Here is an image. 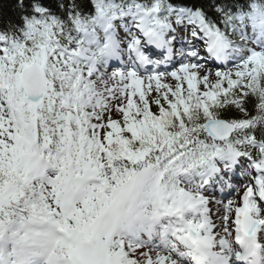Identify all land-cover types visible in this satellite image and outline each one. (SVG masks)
I'll return each mask as SVG.
<instances>
[{"label": "snow or ice", "instance_id": "1", "mask_svg": "<svg viewBox=\"0 0 264 264\" xmlns=\"http://www.w3.org/2000/svg\"><path fill=\"white\" fill-rule=\"evenodd\" d=\"M164 3L154 0L151 7H144L141 0L134 8L147 39L145 51L152 57L169 52V67L163 77L159 71L147 78L135 71L126 77L116 73L126 84L111 90L110 106L100 103L94 89L84 91L83 76L92 80L99 74L98 59L113 54L110 36L108 43L96 44L93 51L89 21L107 28L113 17L125 11L126 0H96L95 6L79 0L78 8L90 13L95 8L92 19L76 17L77 9H72L69 19L68 8L60 11L61 0H12L13 14L0 17V161L10 162V167L0 169V240L18 236L29 225L46 223L60 233L48 264H175L167 255L117 241L113 228L105 223L123 199L151 185L149 198L141 202L151 203L156 211L193 218L180 229L184 242L204 241L210 248L215 234L234 224L236 239L246 242L245 255L256 264L258 234L264 231V39L249 40L246 27L250 23L264 38V4L256 2L250 12L240 13L239 0H187L192 6L190 18L177 24L175 14L171 19L155 16ZM52 13H59L61 19H48ZM20 19L26 24L23 31L15 27ZM201 36L217 58L226 57L229 50L238 54L226 65L201 61L197 59ZM140 44L137 38L129 47L145 60ZM79 64L90 66L89 72ZM109 68L119 66L112 62ZM32 72L51 82L47 97L52 101L51 119L43 125L33 120L25 99L31 96ZM257 91L260 95L253 98ZM229 96L224 118L213 117L209 105ZM193 101L207 118L201 129L189 127ZM98 104L103 113L90 114ZM149 117H159L160 131L148 122ZM30 123L43 150L36 159L22 161L17 147ZM173 127L178 131L173 132ZM237 129L246 136L234 139L231 133ZM120 140L126 141V147L121 148ZM242 147L253 149L258 157ZM69 154L83 161L81 168L63 165V156ZM220 160L231 168L218 170ZM250 164L255 178L245 185L239 173ZM49 166L57 173L54 178L47 174ZM229 177L239 191L209 193V184L213 189L217 184L226 187L224 178ZM87 179L98 183L88 189L83 206L75 207ZM257 212L261 219L254 218ZM212 255L216 264L228 260L220 253ZM0 264H6L3 256Z\"/></svg>", "mask_w": 264, "mask_h": 264}, {"label": "clouds", "instance_id": "2", "mask_svg": "<svg viewBox=\"0 0 264 264\" xmlns=\"http://www.w3.org/2000/svg\"><path fill=\"white\" fill-rule=\"evenodd\" d=\"M257 2L264 4L261 0ZM31 87V96L25 97L29 104L31 116L33 120L38 119L41 124H46L51 119L52 101L47 99L50 96V84L45 76L40 73L32 72L28 76ZM61 103H64L62 101ZM43 150V145L34 140V128L30 123L28 127L22 130V135L17 147L18 156L22 161L28 160L30 157L36 159ZM35 154V155H33ZM41 165L44 160L39 161ZM63 165L76 170L81 168L83 161L76 154L63 156ZM47 174L54 178L56 171L49 166ZM39 186L40 181H37ZM46 189L50 190V186L45 181ZM98 183L95 180L87 179L83 182V191L80 199L75 207H82V200L87 197L88 189ZM152 191L151 185H146L142 189L133 193L132 197L123 199L117 206L115 212L109 213L104 219L114 230V239L128 240L124 235V220L129 214L137 210V205L141 201H146ZM134 197V198H133ZM152 204H149L151 208ZM60 237V233L56 231L54 226L46 223H36L29 225L27 229H21L18 236L5 237L0 240V256L5 258L6 264H48V260L52 252L55 250L56 241ZM186 251L190 254L184 261V264H216L213 252H219V249L209 248L204 241H186ZM233 256L230 264H245L244 261L235 259V253L240 252V245L237 242L232 244Z\"/></svg>", "mask_w": 264, "mask_h": 264}, {"label": "trees", "instance_id": "3", "mask_svg": "<svg viewBox=\"0 0 264 264\" xmlns=\"http://www.w3.org/2000/svg\"><path fill=\"white\" fill-rule=\"evenodd\" d=\"M90 2L95 6L96 0H90ZM143 5H152L154 3V0H142ZM257 0H247V4L245 5V0H239V12H246L247 7L252 6V4L256 3ZM261 2H264V0H261ZM141 3V0H126V5L125 9H128L130 7H133V5ZM79 0H61V12L65 11V8L69 9V19L72 18V9H77L75 12V16H80V18L83 19H90L93 14L96 13V10L94 8L93 12H87L83 8H78ZM187 4V6H185ZM170 5H175L179 6L181 8H188L191 9V4L187 3V0H165V3L163 4L164 10L167 11V6ZM233 11H237V9H233ZM13 14V6H12V0H0V17H6V16H11ZM41 15H44V13H41ZM48 19L50 20H60V14L59 13H52L50 16H48ZM15 27L21 31H23L26 28L25 21L23 19H20L19 23L15 25ZM10 34L12 30H9ZM257 88L259 89L260 85L259 82H257ZM260 92L257 91L256 95L253 98H256V96H259ZM210 100L212 99L211 97L209 98ZM232 97L229 96L227 99L224 98H218L214 100V106L213 104H210L209 107L211 109V113L213 117L216 118H224V110H225V105H227L231 101ZM264 102V101H262ZM193 106L194 110L191 114L190 117V123L189 127L193 129H201L202 124L204 121L207 119L202 111L196 110V105L197 101H193ZM204 100L203 98L199 99V104H203ZM239 111V109H237ZM150 124L153 125V128L156 129L157 131H160L162 126L160 122L158 121V118L155 120L150 121ZM175 129V132L178 131L176 127H173ZM197 135H201V132H197ZM121 148L126 147V141L123 140V143L120 144ZM5 166H9L8 163L6 164H1L0 169L4 168Z\"/></svg>", "mask_w": 264, "mask_h": 264}, {"label": "rangeland", "instance_id": "4", "mask_svg": "<svg viewBox=\"0 0 264 264\" xmlns=\"http://www.w3.org/2000/svg\"><path fill=\"white\" fill-rule=\"evenodd\" d=\"M249 24H250V23H249ZM89 25H90V28H92V30L94 31V42H99V43H101V45H104V44L106 43V42H105V37H104L105 32L103 31L102 26H100L99 24H97V25H92L91 23H90ZM133 25H135V22H133ZM247 26H248V24H247ZM118 27H120V30H121L122 25H119ZM120 30H119V31H120ZM135 30H136V29H135ZM243 30H244V29L242 28L241 31H243ZM247 30H248V29H247ZM250 31H253V30L251 29V27H250ZM118 33H122V32L120 31V32H118ZM137 38H140V39L144 42V40H145L146 37L143 36V32H140V33H136V34L134 35V37H133V41L136 40ZM255 38H256V37H255ZM256 39H257V38H256ZM249 40H250V39H249ZM252 40H254V39H252ZM94 42H93V51L96 50V48H95L96 43H94ZM190 42H191V40L189 41V43H190ZM198 48H199V47H198ZM198 53H200V51H199ZM236 54H238V53L236 52ZM79 65H80V64H79ZM124 70H128V69L125 68V67H124V69H123V68H119V69H110L109 67H107V69H104V70H103V72H107V74H106L107 77H106V78L100 83V85H99V88H100V89H97V88H96V90H95V92H94V94H98V97H99V100H100V103H101V104H103V103H107V104H109V106H110V104H111V102H112L111 99H110V97H111V95H112L111 90H112L113 88H115V89H119L122 85L126 84V80L123 79L121 75L116 74V73L123 72ZM88 72H89V71H87V73H88ZM124 77H126V76H124ZM96 79H97V78H96ZM103 110H104V109H103L99 104H98V106H97L95 109H92V111L94 112V114H96V113L102 114V113H103ZM114 131H117V129H114ZM251 154H252L253 157H258V153H256L254 150L251 151ZM252 167H253V165L250 164V165L248 166V168H246V173L248 174V178H247V180H246L245 185L251 183V182H252V179L255 178L254 172H252V169H253ZM237 185H238V184H237ZM237 185H234V186L236 187ZM238 187H239V185H238ZM236 189H237V187H236ZM213 198H214V199H219V197H213ZM255 203H256V204H259L258 201H255ZM150 204H151V203H150ZM231 206H232V207H236V206H237L235 200H233V201L231 202ZM148 209H149V210H148L147 215H148V216L151 215V214L153 215L154 206L152 205L151 208H148ZM230 214H231V213H230ZM144 217H146V215H143L141 218H144ZM189 219H193V218H192V217H189ZM187 220H188V219H187ZM187 220H186V221H187ZM138 222H139V220H138ZM185 223H186V222H185ZM217 223H218V224L220 223L219 219H217ZM180 224H181V225L183 224L182 221H181ZM232 226H233V225H230V226H229L230 230H228V231L221 230V231H219L218 233L215 234V238H214V240H213V242H214L215 245L220 246V244H221V240H224L225 242H229V243L232 244V242H230V240H228V237L226 236V232H231ZM136 227H137L136 229H140V224H137ZM181 228H183V227L180 226V229H181ZM147 229H148V228H145V230H147ZM129 234H132V233H129ZM219 235H220V236H219ZM127 238H128V240H129V242H130L131 244H137V245H138V243L140 244V242L133 241L132 238H131V240H130L129 235L127 236ZM116 240H118V239H116ZM128 240L125 241V240L123 239V241H124L126 244H129V243H128ZM171 256H172V255H171Z\"/></svg>", "mask_w": 264, "mask_h": 264}, {"label": "bare ground", "instance_id": "5", "mask_svg": "<svg viewBox=\"0 0 264 264\" xmlns=\"http://www.w3.org/2000/svg\"><path fill=\"white\" fill-rule=\"evenodd\" d=\"M122 29L124 30V33H117L116 31H115V33H116V35L117 36H120V37H122V38H126V40H129V42L132 40V27L131 26H127V25H123V27H122ZM125 33H127L128 35L125 37ZM96 44H97V42H96ZM123 44H124V41H123ZM208 50V49H207ZM113 55V54H112ZM211 55L212 54H210L209 52H207L206 54H204L203 55V60H208L210 57H211ZM216 57V56H215ZM232 58V55L228 52V55L226 56V57H223V58H217V63L218 62H222V61H225L226 63H227V60L228 59H231ZM148 59H151V58H147L146 60H148ZM113 60L111 59V60H106L105 62L106 63H110V62H112ZM163 66L164 67H167L168 66V64H163ZM98 67L96 66L95 67V69L96 70H98L97 69ZM127 74V73H126ZM161 76L163 77L164 76V74H161ZM227 180H228V182L230 183V184H233V182H231V180H229V178H227ZM259 206V205H258ZM257 206V207H258ZM262 242H263V247H264V238L262 239Z\"/></svg>", "mask_w": 264, "mask_h": 264}]
</instances>
